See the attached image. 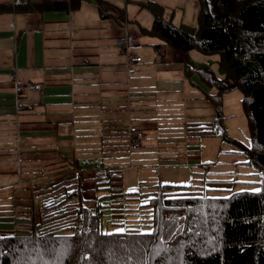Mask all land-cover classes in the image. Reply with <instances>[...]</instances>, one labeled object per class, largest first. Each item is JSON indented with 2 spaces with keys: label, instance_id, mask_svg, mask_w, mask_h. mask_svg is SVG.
Listing matches in <instances>:
<instances>
[{
  "label": "crops",
  "instance_id": "1",
  "mask_svg": "<svg viewBox=\"0 0 264 264\" xmlns=\"http://www.w3.org/2000/svg\"><path fill=\"white\" fill-rule=\"evenodd\" d=\"M147 2L160 6L173 26L197 27L186 9L195 2L197 22L195 0H81L74 6L70 0H0V235L41 223L43 201L77 182V198L96 208L108 192L97 185L99 172L111 174L110 200H122L136 190L124 189L122 160L134 173L145 167L141 187L206 179L213 143L220 141L209 134L217 107L224 124L243 117L242 95H218L148 34L154 17L141 7ZM126 31L137 39L131 52L139 62L131 75L114 42ZM189 59L216 69L217 56L193 50ZM14 78L41 90L17 94ZM130 125L144 132L143 154L127 151Z\"/></svg>",
  "mask_w": 264,
  "mask_h": 264
},
{
  "label": "trees",
  "instance_id": "2",
  "mask_svg": "<svg viewBox=\"0 0 264 264\" xmlns=\"http://www.w3.org/2000/svg\"><path fill=\"white\" fill-rule=\"evenodd\" d=\"M79 1L70 0V5ZM197 1L196 28L173 26L153 2L141 5L154 17L148 34L168 44L177 61L187 71L195 68L218 95L241 93L248 142L227 134L219 107L209 134L245 157L241 164L258 176L259 189L210 196L211 188L196 184L158 183L115 192L124 195L117 201L110 200L111 174L99 172L97 185L108 192L96 208L77 198L79 182L47 198L41 223L0 237V264H264V0ZM193 50L217 56L216 69L190 61ZM113 207H121L129 218L111 219L117 215ZM57 215L68 216L73 224L55 222ZM103 219L116 231L105 229Z\"/></svg>",
  "mask_w": 264,
  "mask_h": 264
},
{
  "label": "rangeland",
  "instance_id": "3",
  "mask_svg": "<svg viewBox=\"0 0 264 264\" xmlns=\"http://www.w3.org/2000/svg\"><path fill=\"white\" fill-rule=\"evenodd\" d=\"M195 1L197 2V0ZM196 6L198 8V3ZM186 9H187V16H190L192 18L190 22H192L193 25L196 26L197 22H196V15H195V2H194V9L192 11L189 7V4L186 6ZM196 52L200 54V52L198 51ZM224 126L226 129H231L230 134L229 132H227L231 138L237 139L238 141L242 143L245 140L247 141H245L244 143L248 142V138H249L248 121L244 114H243V117L242 115L235 116L232 120H229L227 123H225ZM215 138L219 139L218 137H215ZM217 142H218V145H220L222 148L221 151H215L217 148V144H216ZM217 142L215 141L213 143V151L211 153V155L214 154L213 156L214 160L203 172L202 177H205L206 179L200 182L199 186L206 187L209 189L211 188L212 190H210L207 193V195H210V196H226L233 191H242V190L257 191L259 189V186L258 184H256V182H259V178L251 168L241 164V162L245 160V157L241 154L234 153L233 152L234 148L231 147L230 145L225 144V143H220V141H217ZM139 149L140 148H137L134 150H137L136 153L143 154L142 151ZM142 156H145V155H142ZM224 157H228V160H225ZM221 163H224V164H221ZM118 166L120 167L119 171L121 174L123 171V178H125L123 180V186L125 190L129 188L130 189L135 188L136 190H139L142 188L141 186L143 184H141V182L139 181V174L144 172L145 167H140L138 171L134 173L133 170H129L130 168L126 167V162L123 160L122 162H120V165ZM132 177H133L132 181L128 182V180L131 179ZM191 184H196V183L191 180L185 184H171V185L189 186ZM130 185H135V186H130ZM117 204L118 203H116L115 205ZM128 204L132 205L135 203L125 202L126 206H129ZM113 209L116 210L117 213H114V214H117V215L113 216L111 214V217H110L111 219L121 221L124 218H129V216L124 215L123 213H120L119 210H121L122 212V209L120 207H113ZM108 213L110 214L111 211H109ZM70 214L72 213L70 212ZM121 215L122 217L123 216L124 217L121 218ZM68 218H69L68 216H65V217H62L61 219L55 220V222H60L61 224L63 223L73 224V220H69ZM102 224L105 227V229L107 230L112 229V225L109 224L108 219H103ZM56 225H60V224H56ZM114 231L116 230H111L110 232H114ZM1 236L2 235H0V237Z\"/></svg>",
  "mask_w": 264,
  "mask_h": 264
},
{
  "label": "built area",
  "instance_id": "4",
  "mask_svg": "<svg viewBox=\"0 0 264 264\" xmlns=\"http://www.w3.org/2000/svg\"><path fill=\"white\" fill-rule=\"evenodd\" d=\"M115 46L117 49L124 54V70L127 75H131L135 72V66L139 62V57L131 52V49L136 45V36L131 32H124L121 36L115 39ZM14 80L15 93H20L25 90H41V84L36 82H28L23 80ZM145 139L144 132L135 127L128 126L126 133V146L127 151L140 148Z\"/></svg>",
  "mask_w": 264,
  "mask_h": 264
}]
</instances>
